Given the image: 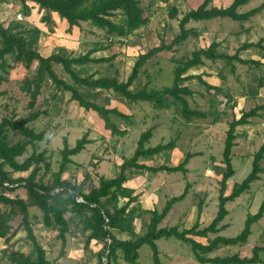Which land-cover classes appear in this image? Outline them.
I'll use <instances>...</instances> for the list:
<instances>
[{
  "label": "rangeland",
  "instance_id": "obj_1",
  "mask_svg": "<svg viewBox=\"0 0 264 264\" xmlns=\"http://www.w3.org/2000/svg\"><path fill=\"white\" fill-rule=\"evenodd\" d=\"M145 15L149 18L147 26L127 39L109 37L87 23H81L70 31L57 14L49 15V22L43 17L47 12L36 4L27 2L29 13L26 14L18 0L0 2V23L7 31L24 39L30 50L39 51L42 55L59 52L68 57L90 55L93 57L115 58L110 62L84 64L75 66L80 76L116 78L119 82L127 80L131 68L140 54L159 46L170 44L179 31V19L189 10L198 7L203 0H139ZM233 0H212L211 5L217 8L228 7ZM264 3V0H249L239 7V13L248 12ZM175 10V17H169V10ZM21 13L22 20L16 15ZM115 19L118 20V17ZM186 28L193 30L190 37L179 44L174 52H160L149 59L141 68L137 79L133 82L132 91L147 87L160 89L170 86L174 77V69L178 62L191 58L192 52L206 49L213 42L217 43V53L234 55L245 43H255L264 33V8L244 22L229 18H215L209 21H191ZM242 59L261 61L262 65L241 64L236 60L203 58L202 66L193 68L190 74L200 75L214 89H207L201 80L193 79L187 84L193 94L186 97L190 109L204 113V117L193 118L186 122L180 114L179 107L172 101L163 109H154L148 102H129L119 94L110 90H92L79 87L78 91L84 99L115 108L124 117L110 116L122 134H112L105 127L102 118L92 110L85 111L77 102L70 99L71 94L58 89L45 79L41 92L32 102L30 96L20 90L26 77L34 74L35 63L26 70L22 64H17L11 56L5 57L2 65L0 60V121L2 118L15 117L20 119L38 112L39 116L28 126L35 132H44L48 137L46 142H33L27 145L25 153L18 157L22 162L32 153L44 155V161L39 163L36 182L51 185L61 165L63 139L69 148L84 134L90 139L83 151L70 157L61 176L62 180L73 184L84 183V192L98 186L100 177L112 178L119 172L123 159L130 158L140 135L148 132L145 148L158 144L173 142L174 147L153 156L139 159V163L147 166L179 164L187 153H194L186 165V173L158 172L153 174L146 170L130 169L126 171L125 187L135 197L127 211L132 234L128 230L111 231L118 240H133L147 231L149 211L160 212L165 203L187 189V195L182 201L173 205L159 227L177 226L179 230L188 229L194 224L200 228L207 226L216 216L219 181L223 173L222 150L228 123L237 119L242 113L256 106L264 105V59L253 49L239 52ZM57 75L72 84V80L63 71L62 66L54 65ZM262 84L260 85V81ZM237 136L232 149L231 163L234 175L227 181L225 194L228 195L235 183H240L251 171L253 155L264 143V109L248 119L245 125L236 128ZM10 144L23 142L26 139L13 132L7 133ZM48 164V169H45ZM262 172L259 179L251 183L249 190L233 202L226 203L228 214L221 222L223 229L215 236L235 237L244 228L248 216L257 212L264 201V159L259 162ZM9 171V169H7ZM25 173H12L14 178L27 176ZM22 195V194H21ZM22 198L28 204L31 199L23 194ZM127 199L119 197L107 208L112 211L114 204L123 206ZM201 204V211L198 205ZM33 216L39 217V212L31 206ZM71 217V215H66ZM71 221L70 233L66 235L63 246L56 238L57 232L42 225L34 226V232L44 245L49 264H105L99 260L98 252L102 243L91 241L85 247L84 241L88 233L81 231V225L75 218ZM34 221V219H33ZM20 217L10 222L11 232L17 228ZM128 228V225L125 226ZM203 244L206 239L195 238ZM161 264H201L196 259L186 243L174 238L156 241ZM264 244V214L260 220L251 226V233L244 245L221 247L210 256L238 255L241 258L251 257V250L256 245ZM10 245L23 252L28 251L25 233L19 229ZM8 245L0 241V262L7 263ZM137 264H153L151 250L143 245L138 250ZM264 264V251L259 253ZM111 264H128L123 259V252L118 250Z\"/></svg>",
  "mask_w": 264,
  "mask_h": 264
},
{
  "label": "trees",
  "instance_id": "obj_2",
  "mask_svg": "<svg viewBox=\"0 0 264 264\" xmlns=\"http://www.w3.org/2000/svg\"><path fill=\"white\" fill-rule=\"evenodd\" d=\"M26 14L29 8L26 3L36 4L47 14L43 17L44 21L49 22L51 13L64 20L67 30L70 31L74 27H79L81 23H87L90 26L101 30L109 37L111 42L113 38L127 39L133 36L139 30L145 28L149 23L148 16L145 15L139 0H18ZM249 0H233L226 8H217L211 5L212 0H203L195 9L186 12L178 22L179 31L172 39L170 44L161 43L159 46L149 49L146 53L140 54L134 62L128 78L124 82L117 81L116 78L108 77H84L80 76L75 66L84 64H98L112 61L115 56L110 57H93L90 55H81L78 57H68L59 52L49 55H42L39 51L27 48L24 39L16 35L10 34L6 28L0 23V60L4 64L6 56H11L16 63L22 64L26 70L35 63V72L24 79L20 90L28 94L34 102L40 94L42 84L45 79H49L56 88L62 89L71 94L70 99L77 102L79 107L85 111L92 110L99 115L104 121L105 127L112 134H122L115 124L110 120V116L124 117L121 112L115 108H106L94 102L88 101L78 91L79 87H87L92 90H110L129 102H148L152 104L154 109H163L168 106L167 102L172 101L179 107L181 116L186 122H190L193 118L204 117V113L194 109H190L186 97L193 94L189 88L188 82L193 79L201 80L200 75L190 74L193 68L202 66L203 58L207 60L227 59L236 60L241 64L262 65L261 61L253 59H242L239 52L253 49L264 59V33L255 43L243 44L234 55H224L217 53L219 45L215 42L211 43L206 49H199L192 52L191 58L178 62L174 69V77L170 86H164L160 89L142 87L132 91L131 86L137 79L141 68L154 55L160 52H174L175 48L186 41L192 29L186 28L191 21H209L215 18H229L234 21L244 22L250 16L258 13L264 8V3L260 6L245 12L239 13L237 9ZM4 2V0H0ZM118 17V20L115 19ZM169 17H175V10H169ZM54 65L62 66L63 71L72 80V84L60 78L54 70ZM201 82L207 89H214L205 81ZM262 84V80L259 83ZM215 90V89H214ZM264 109V105L256 106L248 112L241 114L239 118H235L228 123V129L225 132L222 150V164L224 171L219 181L220 189L218 195V205L216 216L211 222L200 228L198 224H194L188 229L179 230L177 226L169 228L159 227L162 220L167 216L173 205L182 201L187 195V189L182 194L170 198L160 212L156 210L149 211L148 228L145 234L136 237L133 240H118L111 231L122 232L131 231L129 224L128 206L135 201V197L125 187L127 182L126 171L130 169L146 170L153 174L158 172L186 173V165L189 160L195 156L194 153H187L183 160L175 165L168 166L161 164L159 166H147L139 163V159L153 156L164 150L174 147L173 142L166 144H158L154 147L145 148L144 144L149 137L148 132H143L137 142V147L130 158L123 159L119 172L112 178L100 177L98 186L92 187L87 193L84 192V183L73 184L69 181L62 180L61 176L66 164L70 163V157L78 155L84 150L85 146L91 141L84 134L78 139L74 147L69 148L66 139H63V149L61 151L62 160L58 173L55 175L51 185H44L36 182V175L39 171V163L44 161L42 153H32L24 161L19 162L18 157L25 153L28 144L33 142H46L48 137L44 132H35L28 124L36 120L39 116L38 112L31 113L29 116L15 119V117H4L0 121V241L9 245L15 237L19 229L25 233V240L28 245V251L11 247L8 252L6 264H49L46 257L44 245L39 241L34 232V226L42 225L48 229L57 232L56 238L61 240L63 246L66 241V235L70 231L71 219L75 218L81 231L88 233L85 237L84 246L87 247L91 241L101 242L102 249L98 252L99 260L105 259V264H111V258H114L118 250L123 252V259L128 264H137L139 257L138 250L147 245L151 250V259L153 264H161L159 259V250L156 241L160 239L174 238L180 242L190 246L195 259L201 264H257L261 263L259 253L264 251L263 245H256L252 248V256L241 258L238 255L225 257L210 256L221 247L241 246L247 241L251 233V226L260 220L264 214V201L260 204L257 212L248 216L245 220L244 228L235 237L215 236L209 239V234H217L223 229L220 226L228 211L225 207L226 203L233 202L246 193L251 183L259 179L262 168L259 164L264 159V143L259 147L253 155L252 167L250 173L240 182L235 183L228 195L225 194L227 189V181L234 175L235 170L231 163L232 149L235 146V138L237 136L236 128L245 125L248 119L257 115L258 110ZM13 131L26 140L10 144L7 133ZM9 169V171L7 170ZM48 169V164H45ZM27 176L14 178L12 173H25ZM26 194L31 199L28 204L22 198ZM119 197L127 199V202L118 207L114 204L112 211L107 208L111 202H116ZM33 206L38 212V216H33L29 208ZM199 212L201 204L198 205ZM71 217H66V215ZM20 217V222L16 229L11 232L10 222L15 217ZM34 219V221H33ZM126 224L128 228H126ZM195 238L206 239V244L196 241ZM0 264H3L0 262ZM102 264V263H101Z\"/></svg>",
  "mask_w": 264,
  "mask_h": 264
},
{
  "label": "built area",
  "instance_id": "obj_3",
  "mask_svg": "<svg viewBox=\"0 0 264 264\" xmlns=\"http://www.w3.org/2000/svg\"><path fill=\"white\" fill-rule=\"evenodd\" d=\"M16 18H17L18 20H22V19H23V15H22L21 13H18V14L16 15Z\"/></svg>",
  "mask_w": 264,
  "mask_h": 264
},
{
  "label": "crops",
  "instance_id": "obj_4",
  "mask_svg": "<svg viewBox=\"0 0 264 264\" xmlns=\"http://www.w3.org/2000/svg\"><path fill=\"white\" fill-rule=\"evenodd\" d=\"M54 14H55V13H54ZM63 22H65V21L63 20ZM8 247H9V249H11L12 246L9 244Z\"/></svg>",
  "mask_w": 264,
  "mask_h": 264
}]
</instances>
